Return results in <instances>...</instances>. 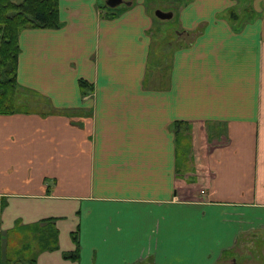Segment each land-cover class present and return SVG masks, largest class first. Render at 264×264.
<instances>
[{
    "label": "crops",
    "instance_id": "crops-1",
    "mask_svg": "<svg viewBox=\"0 0 264 264\" xmlns=\"http://www.w3.org/2000/svg\"><path fill=\"white\" fill-rule=\"evenodd\" d=\"M122 3L58 0V27L19 33L17 81L50 109L0 114V264L25 226L13 264L235 263L264 227V0H185L169 60Z\"/></svg>",
    "mask_w": 264,
    "mask_h": 264
},
{
    "label": "trees",
    "instance_id": "trees-1",
    "mask_svg": "<svg viewBox=\"0 0 264 264\" xmlns=\"http://www.w3.org/2000/svg\"><path fill=\"white\" fill-rule=\"evenodd\" d=\"M59 25L58 0H0V114L9 115L30 111L29 105L21 100L24 93L22 90L33 92L48 101L44 96L21 86L17 81L20 51L18 37L21 30L26 28H56ZM85 83L84 80H81L80 86L85 87ZM47 113L42 111L41 114ZM185 126L186 122L184 121H178L174 126L175 132H179L180 142ZM52 235L53 244L50 247L54 248L57 242V230H54ZM73 239L77 247L71 252H65L63 254L65 258H78L79 246L76 232L73 233ZM6 247L8 249L5 250L3 264H13L12 261L16 260H14L9 247ZM20 258L21 261L24 260V257ZM31 261L34 262V259Z\"/></svg>",
    "mask_w": 264,
    "mask_h": 264
},
{
    "label": "rangeland",
    "instance_id": "rangeland-1",
    "mask_svg": "<svg viewBox=\"0 0 264 264\" xmlns=\"http://www.w3.org/2000/svg\"><path fill=\"white\" fill-rule=\"evenodd\" d=\"M184 1L185 0H143L147 11L152 14L156 22V25L154 26V28H152L151 34L152 38H154L153 40L155 41V44L153 45L155 49L153 48L152 50L153 52H155V54H158V52H160L161 50L164 56L168 58V51L173 50V48L176 46L185 45L191 40L190 36L188 35H184L179 38L176 34V30H180V27L177 23V12ZM105 2L106 0H100L101 4H105ZM105 7L106 6L104 5V8ZM157 9H160L162 11H171L173 13V17L170 19H159L155 16V11ZM22 91L24 93L21 97V100L25 101V103L29 105V109L41 111H47L48 109H50L49 102L45 101L41 96L35 95V93L30 91ZM192 129L193 128L190 125L185 126L181 135L180 149L184 152V157L186 156V158L181 162L180 172L184 175L188 174V172L190 171L189 165L193 164V150L191 148V139L193 136V133L191 132ZM31 228L25 226L22 229H17L18 231L16 230L15 233L9 235L8 240H6L7 242L5 241L4 243L5 247L8 246L9 250L11 251L14 244V246L16 248H20L24 254H29L33 249H31L29 252V249L25 250V246L32 242V238L34 235H39V232L35 231L36 228L35 230L34 227ZM248 236L249 239H245L246 242L243 248V255H240L238 251H235L232 254L233 258L236 259L235 264H264V227L260 228L256 233L250 232ZM232 261L233 260L231 259V257H227L224 259V263L227 264H232Z\"/></svg>",
    "mask_w": 264,
    "mask_h": 264
},
{
    "label": "water",
    "instance_id": "water-1",
    "mask_svg": "<svg viewBox=\"0 0 264 264\" xmlns=\"http://www.w3.org/2000/svg\"><path fill=\"white\" fill-rule=\"evenodd\" d=\"M123 0H106V5L109 7H116L119 4H121ZM155 15L160 19H170L173 15L171 11H162L160 9H157L155 11ZM235 264V263H233Z\"/></svg>",
    "mask_w": 264,
    "mask_h": 264
},
{
    "label": "flooded vegetation",
    "instance_id": "flooded-vegetation-1",
    "mask_svg": "<svg viewBox=\"0 0 264 264\" xmlns=\"http://www.w3.org/2000/svg\"><path fill=\"white\" fill-rule=\"evenodd\" d=\"M233 264V263H232Z\"/></svg>",
    "mask_w": 264,
    "mask_h": 264
}]
</instances>
